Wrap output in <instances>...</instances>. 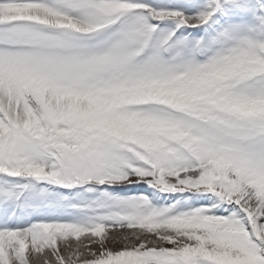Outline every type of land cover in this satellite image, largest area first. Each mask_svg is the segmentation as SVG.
Listing matches in <instances>:
<instances>
[{
  "label": "snow or ice",
  "instance_id": "1",
  "mask_svg": "<svg viewBox=\"0 0 264 264\" xmlns=\"http://www.w3.org/2000/svg\"><path fill=\"white\" fill-rule=\"evenodd\" d=\"M0 264H264V0H0Z\"/></svg>",
  "mask_w": 264,
  "mask_h": 264
}]
</instances>
